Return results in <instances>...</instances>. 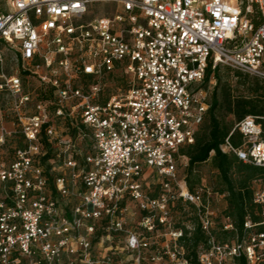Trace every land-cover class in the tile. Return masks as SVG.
<instances>
[{"label": "built area", "instance_id": "1", "mask_svg": "<svg viewBox=\"0 0 264 264\" xmlns=\"http://www.w3.org/2000/svg\"><path fill=\"white\" fill-rule=\"evenodd\" d=\"M3 50L26 83L0 70L14 115L12 129L0 121V264H192L197 226V264H264V182L259 219L239 230L216 212L225 194L177 178L209 107L207 67L264 81V0H4L0 64ZM257 118L220 151L264 167Z\"/></svg>", "mask_w": 264, "mask_h": 264}, {"label": "trees", "instance_id": "2", "mask_svg": "<svg viewBox=\"0 0 264 264\" xmlns=\"http://www.w3.org/2000/svg\"><path fill=\"white\" fill-rule=\"evenodd\" d=\"M251 19L255 25L263 21L257 9H255V15H252ZM235 73L239 77L250 78L249 74L238 70ZM211 75L215 79V84L205 118L197 131L194 143L182 146L179 152L187 157L188 160L185 178L190 189L199 181L198 176H192L194 167L210 159V164L217 171L221 185L217 192L225 194L227 206L224 214L231 218L237 229L242 230L246 215L249 214L254 221L259 219V216L253 214L252 192L259 182H262V180L264 182V167L254 166L238 159L233 154L220 151L219 144L224 142L233 125L223 123L216 115L215 110L222 103V106H225L227 111L233 114L237 121L246 115L257 116V121L264 128V119L261 118L264 117V83L261 82L263 80L257 77L252 78V84H250V92L252 94L233 97L229 92L220 89L222 78L219 74V66L214 69L208 66L204 81L207 82ZM219 92L222 102H220ZM207 117L208 119L205 123ZM203 124L205 125L204 132L200 134L199 131ZM230 138L233 144H238L239 139L236 133ZM212 151L213 154H211ZM47 158L48 154L45 156V160ZM228 236H230L229 233H217V239L219 240H224ZM202 241H204V235L199 226L195 228L190 237L184 238L186 257L192 264H197V245ZM237 261L238 264H246L243 258H239Z\"/></svg>", "mask_w": 264, "mask_h": 264}, {"label": "rangeland", "instance_id": "3", "mask_svg": "<svg viewBox=\"0 0 264 264\" xmlns=\"http://www.w3.org/2000/svg\"><path fill=\"white\" fill-rule=\"evenodd\" d=\"M3 1L4 0H0V8L2 7ZM102 7H106V5ZM241 8L243 9V4L241 5ZM252 15H255V7L253 8V12L251 13V16ZM0 70H3L5 75L18 74L22 77L24 84L26 83L25 82L26 79L22 76V73L20 72V69L18 68L16 64L14 51L12 50L2 51V63L0 64ZM235 72L236 70H234L230 66H227V65L219 66V74L222 78L220 89H222V91L225 90L226 92H229V94L232 95L233 97L251 95L252 93L250 92L251 90L250 84H252V78H255V76L249 75L250 78L245 79V78L237 76ZM209 80H212L215 84V79L213 78L212 75L209 77L208 81ZM261 82L264 83V81H261ZM36 86H38V83L36 81H33V88ZM218 95L220 98V102H222L220 92L218 93ZM215 113L223 123L234 125V123L237 121L235 116L229 113L225 106H222V103L219 104V106L215 110ZM207 119L208 117L206 118L205 123L207 122ZM0 121L3 122V124L8 129L14 128V125H13L14 115L12 111L9 109V103L0 107ZM204 124L200 128V131H199L200 134L204 132V127H205ZM18 138L19 137L15 136V137L8 139V142L4 148V151L1 154L3 159L9 160L10 158L9 153L12 150V148L15 145H20ZM186 168H187V165L185 166L179 165V168L177 169L178 179H181L183 174L186 173ZM193 172H194L192 175L193 177H197V176L199 177V181L195 183L194 187L203 182V183H206L214 191H217L218 188H220L221 185L218 180L217 171L214 168H212L210 164V159L200 164H197L194 167ZM215 203H216L215 209H216L217 214L218 215L224 214V210L227 206L225 197L222 199H219ZM215 221L217 222L216 224L218 225L220 221L219 217ZM216 232L219 234L221 233L218 228L216 229Z\"/></svg>", "mask_w": 264, "mask_h": 264}, {"label": "bare ground", "instance_id": "4", "mask_svg": "<svg viewBox=\"0 0 264 264\" xmlns=\"http://www.w3.org/2000/svg\"><path fill=\"white\" fill-rule=\"evenodd\" d=\"M229 2H231L232 4L235 2V0H228Z\"/></svg>", "mask_w": 264, "mask_h": 264}]
</instances>
